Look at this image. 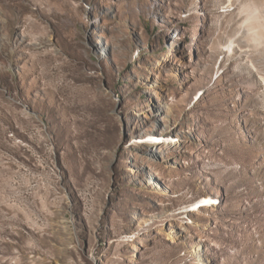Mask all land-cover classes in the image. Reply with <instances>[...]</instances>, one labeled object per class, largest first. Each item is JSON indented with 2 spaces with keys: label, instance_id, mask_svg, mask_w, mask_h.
I'll list each match as a JSON object with an SVG mask.
<instances>
[{
  "label": "rangeland",
  "instance_id": "374dc122",
  "mask_svg": "<svg viewBox=\"0 0 264 264\" xmlns=\"http://www.w3.org/2000/svg\"><path fill=\"white\" fill-rule=\"evenodd\" d=\"M261 27L264 0H0V264H264Z\"/></svg>",
  "mask_w": 264,
  "mask_h": 264
},
{
  "label": "bare ground",
  "instance_id": "6f19581e",
  "mask_svg": "<svg viewBox=\"0 0 264 264\" xmlns=\"http://www.w3.org/2000/svg\"><path fill=\"white\" fill-rule=\"evenodd\" d=\"M262 28V29H261ZM260 29L261 30H264V28L263 27H261ZM259 36V35H258ZM262 36V35H261ZM260 38V36L258 37V39ZM154 136H155V134L152 132L149 136H148V139H151L152 141H154V142H156V143H158V144H161L162 143V141H160V140H156V138H154ZM156 143H154V144H156ZM211 199L210 198H206V199H204V202H206V203H211ZM190 212V211H189Z\"/></svg>",
  "mask_w": 264,
  "mask_h": 264
}]
</instances>
